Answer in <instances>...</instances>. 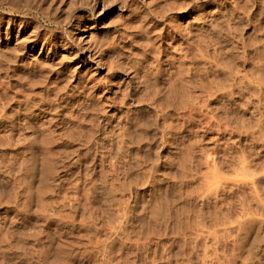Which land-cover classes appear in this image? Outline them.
Returning a JSON list of instances; mask_svg holds the SVG:
<instances>
[{
	"label": "rangeland",
	"instance_id": "rangeland-1",
	"mask_svg": "<svg viewBox=\"0 0 264 264\" xmlns=\"http://www.w3.org/2000/svg\"><path fill=\"white\" fill-rule=\"evenodd\" d=\"M50 1L0 42V264H264V0Z\"/></svg>",
	"mask_w": 264,
	"mask_h": 264
},
{
	"label": "bare ground",
	"instance_id": "bare-ground-1",
	"mask_svg": "<svg viewBox=\"0 0 264 264\" xmlns=\"http://www.w3.org/2000/svg\"><path fill=\"white\" fill-rule=\"evenodd\" d=\"M48 1H50V0H48ZM92 1L89 0V8L93 11L95 9V5H96L95 3L96 2L94 3V1L93 2ZM45 3H47V0H19V1L14 0V2L11 5L6 3L7 4L6 6H4V3H3V8H2V10L0 9V42L1 43L6 42L7 40H9V38H12V37H14V39L16 41L17 34L20 32L23 23L25 22V20L28 17L27 15H29V12L32 10L33 11H40V10L42 11V6ZM49 5H50V3L47 5V7L45 6L46 8H48V10H49V7H48ZM43 12H44V17L50 22L49 24H51V23H55L57 25L59 24V19L57 20L52 14H50L51 12L49 13L45 10ZM93 14H94V12H93ZM41 15H43L42 12H41ZM60 24H61V20H60ZM91 27H92V25H91ZM76 28L78 29V31H83V29H84L83 24H80L79 21H77V23H76ZM85 38H86V35L82 37V42L84 45L78 50L79 54H77L80 57L81 61H84V60L87 61L86 59H92L95 56H97V55H95L94 49L92 52V49H90V46L88 45V37L86 39ZM31 41H33V42L36 41V35H34L32 37Z\"/></svg>",
	"mask_w": 264,
	"mask_h": 264
}]
</instances>
